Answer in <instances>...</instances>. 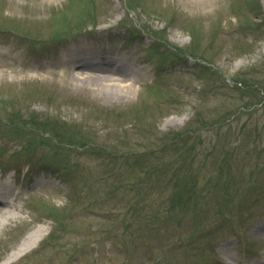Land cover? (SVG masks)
Instances as JSON below:
<instances>
[{"label":"rangeland","instance_id":"1","mask_svg":"<svg viewBox=\"0 0 264 264\" xmlns=\"http://www.w3.org/2000/svg\"><path fill=\"white\" fill-rule=\"evenodd\" d=\"M258 1L0 0V174L22 186L18 218L0 222V264H264ZM76 44L148 69L130 103L70 102L62 78L74 68L60 59ZM27 63L43 69H14Z\"/></svg>","mask_w":264,"mask_h":264},{"label":"bare ground","instance_id":"2","mask_svg":"<svg viewBox=\"0 0 264 264\" xmlns=\"http://www.w3.org/2000/svg\"><path fill=\"white\" fill-rule=\"evenodd\" d=\"M147 4L150 5H160L161 0H144ZM185 4L191 5L193 7L202 6L204 9H210L214 2L218 0H182ZM220 3V2H219ZM248 5L253 11H257L256 7L259 6V1L248 0ZM211 5V6H210ZM206 10V11H207ZM209 13V12H208ZM207 14V13H205ZM227 14V12H225ZM63 17H61V20ZM228 44L229 40L226 39L224 44ZM61 61H65L66 64L73 65L74 71L71 73H67L64 71L63 73V86L61 92H66L68 94V98H70V102H74V105L79 104H99V97H103L106 100H117L123 99L127 100V104L130 103L129 100L132 98V93L134 88L137 87V84L145 80L149 76V71L145 67H141L137 64V58L128 54H123L119 52H114L113 50L108 49H97L95 47H89L86 44H76L69 48L68 50L62 52ZM66 57H69L68 60ZM91 57H100L95 61L91 60ZM106 57H109L107 60ZM142 60V59H141ZM6 63H0V82L3 84H7L8 81L6 76ZM13 66V65H12ZM40 67V65L24 64L23 69L14 68L17 72L23 73L27 69L36 70ZM88 68L87 71H80L77 69ZM43 69V68H42ZM16 77V76H14ZM14 79V78H12ZM26 79L23 75L18 80L22 82ZM15 81V79H14ZM150 86V85H148ZM77 88L83 90L84 92L91 91L94 96L85 95L83 96L84 100L79 101L77 99V95L79 93L73 92L74 89ZM156 90V89H155ZM152 90L153 94L152 101L157 102L162 100L163 90L155 92ZM88 93V92H87ZM161 95V96H157ZM56 97L53 92V102L56 103ZM57 102H59L57 100ZM145 107L148 108V104L144 102ZM36 183H43L42 179L36 181ZM8 185V184H6ZM8 188V187H7ZM18 189V188H17ZM2 192L3 189H2ZM21 192L17 194V198L21 196ZM5 193V192H4ZM0 196V222H8L11 219H17L19 216V210L15 206L14 199L16 197H2ZM13 196V195H12ZM50 228L48 223L45 224H37L31 227L22 237L21 239L12 244L11 250L5 256V261H13L15 259H19L26 252H28L32 247H34L40 238L46 233V231Z\"/></svg>","mask_w":264,"mask_h":264}]
</instances>
